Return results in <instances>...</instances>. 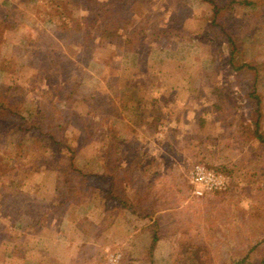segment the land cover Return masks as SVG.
<instances>
[{
	"label": "rangeland",
	"instance_id": "obj_1",
	"mask_svg": "<svg viewBox=\"0 0 264 264\" xmlns=\"http://www.w3.org/2000/svg\"><path fill=\"white\" fill-rule=\"evenodd\" d=\"M87 4L0 0V99L17 109L0 110V264H233L248 252L260 264L264 149L238 85L248 73L230 67L226 39L205 27L212 5L141 0L97 16ZM228 16L243 23L234 38L264 75V0ZM215 83L248 126L209 112L200 127ZM196 164L227 176V187L195 194ZM104 172L111 194L153 202L161 238L152 257L151 220L114 197L105 205L109 187L92 177Z\"/></svg>",
	"mask_w": 264,
	"mask_h": 264
},
{
	"label": "trees",
	"instance_id": "obj_2",
	"mask_svg": "<svg viewBox=\"0 0 264 264\" xmlns=\"http://www.w3.org/2000/svg\"><path fill=\"white\" fill-rule=\"evenodd\" d=\"M203 1H207L212 5V15L210 17L211 19H209V21L208 19H206L205 27H207V29L216 28L217 32L215 31L213 33H215V35H222L226 39L228 47H229L228 64L233 70H240V71H244L248 73V82L240 81L238 85H239L240 90L243 91L244 94L247 96L248 100L254 102L253 104H254L255 116L252 117L253 120L251 121V124H249V126H252V127L254 126V129L252 131V134H253L252 137H254L257 140L258 147L264 149V128L262 125L263 124L262 122L263 96L261 95V91H260L261 87L262 86L264 87V75L262 73L263 63L258 61L256 58L249 59L247 58V56H245L247 55V53L245 52V49H243V47L237 43V41L234 38V34L232 32L235 28L243 29L244 27L243 23H237V21H234L233 18H230V16H228L232 13L234 7H236V4L252 5L255 3V0H225L223 3L221 0H203ZM84 2H88L87 5L94 12L93 14L99 16V13L102 10H105V11L109 10L112 13L111 10L113 9V13L120 12V9L125 7L124 6L125 4L127 6H131V9H132V7H134L137 3L141 2V0H84ZM117 9L118 11H116ZM249 30H252V27H249L247 28V30H244L243 35L250 38ZM90 34L92 35V33ZM98 36L101 37L102 33H100ZM211 92L214 96L210 98L212 99L210 104L207 107L203 108L204 113L197 117V123L200 125V127L210 120L207 117L209 112L215 115H219L218 113H222V112L226 113L223 115H225V119L227 120L229 119L228 120L229 125H233L234 120H236L237 121L236 124H238L240 127H243V125L244 127L248 126V123L245 121V116H244L243 111L240 110L239 113H237L235 108L233 109V107L228 106V103L230 102V100L226 98L227 91L225 90L224 86L219 85L218 83H215ZM143 100H148L152 102V98L150 99L145 98ZM4 102L5 100L0 99V110L2 108H6V106L11 105V110L13 112L17 111V109L14 106L15 104L13 105L14 103L13 100L9 101L6 104H4ZM237 108H240V106H237ZM154 110H157V112L159 113V114L156 113L157 115L153 116L154 117L153 120H155L153 124L157 128L158 127L157 122L164 118H163V115H161L162 113L160 114L159 107L154 108ZM229 116L235 117L236 119L234 118L230 119ZM177 119L179 118L177 117ZM171 129L173 130V128H170V130ZM232 131H233V134L231 133L229 134L232 138L235 139L234 142H240L242 140V133L238 129L231 130V132ZM188 136L190 137V134H188ZM196 136L200 137L199 141H207L206 140L207 136H204L203 138V136L201 135V132H199V134H195L194 137ZM64 145L68 150H71L73 153L75 152L74 147L70 143H65ZM135 153H139V151L136 150ZM70 158H71V166L74 167L73 157H70ZM92 177H96V178L98 177L99 179H101V184H102L101 187L102 186L103 187L105 186V188L109 187L107 188L109 190L106 189L107 191H105L102 194L104 201H105V205L106 203L109 202V200L112 201L114 197L115 200L117 199V204L119 203L120 205H123L126 208H130L132 212L136 213L141 218H144V219L149 218V220H151L145 223V227H147L146 230L150 233L151 241H150V246H149V253H150V256L152 257L156 244L158 240H160L161 238L159 231H158L159 217H157V215L155 216V209L151 207V204H153V202L150 204L149 207L143 208V206L141 207V205L136 204V202L133 201L132 199H128V198L123 199L114 194H111L113 189L111 190L110 188L111 186L109 185L112 184V177L106 172L100 173V174L93 173ZM100 189L101 188L99 187L96 190L98 191ZM106 207L103 209V212H104L103 214L105 215L107 214ZM260 262L264 263V256L262 257V260ZM256 263L259 264V261L258 260L251 261L250 253L248 252L246 254H243L239 259L235 260L233 264H256Z\"/></svg>",
	"mask_w": 264,
	"mask_h": 264
},
{
	"label": "built area",
	"instance_id": "obj_3",
	"mask_svg": "<svg viewBox=\"0 0 264 264\" xmlns=\"http://www.w3.org/2000/svg\"><path fill=\"white\" fill-rule=\"evenodd\" d=\"M190 178L194 186L193 192L198 195H202L205 190H222L229 183L227 176L210 170L203 164H196L194 166ZM113 260L114 262L112 263H115L118 260V255Z\"/></svg>",
	"mask_w": 264,
	"mask_h": 264
}]
</instances>
